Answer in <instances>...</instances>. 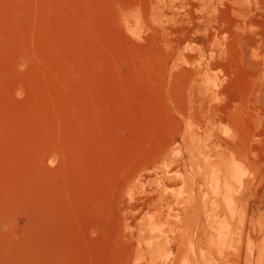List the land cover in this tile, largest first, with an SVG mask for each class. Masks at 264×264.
<instances>
[{
    "label": "rangeland",
    "instance_id": "374dc122",
    "mask_svg": "<svg viewBox=\"0 0 264 264\" xmlns=\"http://www.w3.org/2000/svg\"><path fill=\"white\" fill-rule=\"evenodd\" d=\"M0 264H264V0H0Z\"/></svg>",
    "mask_w": 264,
    "mask_h": 264
},
{
    "label": "bare ground",
    "instance_id": "6f19581e",
    "mask_svg": "<svg viewBox=\"0 0 264 264\" xmlns=\"http://www.w3.org/2000/svg\"><path fill=\"white\" fill-rule=\"evenodd\" d=\"M129 18H130V17H129ZM129 18H128V20H129ZM124 20H125V19H124ZM126 20H127V18H126ZM128 20H127V21H128ZM131 20H132V18H131ZM131 20H129V23H130ZM133 20H134V19H133ZM127 21H125V22H127ZM127 23H128V22H127ZM129 23H128V24H129ZM137 23H138V21H137ZM128 24H127V25H128ZM130 24H132V22H131ZM134 24H136V23H133L132 25H130V31H132V32H134ZM127 27H129V26H127ZM135 27H137V25H135Z\"/></svg>",
    "mask_w": 264,
    "mask_h": 264
}]
</instances>
